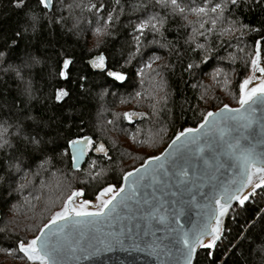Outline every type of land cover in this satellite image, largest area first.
<instances>
[{
    "label": "snow or ice",
    "instance_id": "snow-or-ice-1",
    "mask_svg": "<svg viewBox=\"0 0 264 264\" xmlns=\"http://www.w3.org/2000/svg\"><path fill=\"white\" fill-rule=\"evenodd\" d=\"M76 8L90 13L87 27ZM0 18V186L11 198L25 188L18 176L65 161L72 180L27 223L0 221V253L19 264H81L118 247L164 255L163 264H264V155L241 149L234 135L254 123L264 134V0H4ZM120 28L131 43H119ZM89 31L105 39L87 48ZM70 44L81 46L79 56ZM156 48L169 59L154 68ZM212 59L220 66L210 78L235 106L192 82ZM178 65L186 86L203 90L196 105L181 106L184 124L175 127L160 117L170 112ZM144 68L163 95L147 111L113 113L111 127L92 134L91 102L125 85L142 98ZM113 132L144 155H113L116 144L104 142ZM190 204L201 212L186 228L180 218Z\"/></svg>",
    "mask_w": 264,
    "mask_h": 264
},
{
    "label": "trees",
    "instance_id": "trees-1",
    "mask_svg": "<svg viewBox=\"0 0 264 264\" xmlns=\"http://www.w3.org/2000/svg\"><path fill=\"white\" fill-rule=\"evenodd\" d=\"M3 2L4 0H0V4H3ZM99 2L100 0H74L75 4L85 6L90 3ZM103 2L107 3L108 0H103ZM75 14L83 17L82 24L84 27H87V20L90 18V13L86 10L81 11L80 8H76ZM0 22H3L6 26L7 22H4L3 18H0ZM121 23H127V20L125 18H122ZM93 27H95V24H93ZM123 32V28H120L118 32L119 43H131V37L125 36ZM85 39L86 47L92 48L97 39H105V37L94 36L89 31ZM169 39H172V37L170 36ZM245 39L249 45L252 44L251 38L246 37ZM255 39H259V37H255ZM70 50H73L77 56L81 54V46L70 44ZM229 51H231V49H229ZM222 54L227 55L226 53ZM149 55H158L161 57L160 60H157L155 61V63H153L154 68L157 64H162L169 59V53L166 49L156 48L155 52L149 53ZM145 59H147V57H145ZM217 66H220L219 62L215 59H212L211 63L208 64L207 67L204 68V71L200 72L199 75L192 82L197 83L198 85L202 84L204 87L207 78L210 77L209 74L212 73L213 69ZM223 66L225 72L229 76L232 75V67L228 66L226 61ZM233 67H236L237 71H241L243 65L238 63V65ZM137 70L138 69L135 66L132 67L133 73ZM144 71L150 72L148 68H144ZM138 79L139 78L134 75L131 76L129 84L136 82ZM156 79L158 80L159 78L157 77ZM188 79V76L185 74L184 80H181V68L178 65L176 68L175 75H172L168 82L167 91L170 94L168 107L170 109V112L161 115L160 123L166 125L172 124V126L175 127H178L180 124H184V120L181 118V106H184L186 108L188 103H191L193 105H196L198 103L196 97L200 94V91H202L203 89L199 87L197 89H193L191 87V84H188L186 86L184 81ZM145 81L149 83L147 84V82H145L144 88L141 91L144 92L148 87L155 88V83L153 80L150 79L149 75L147 76ZM13 87H15V85H13ZM135 90L138 89L130 88L128 85H125L124 87H116L111 89V91L117 93V96L114 97L109 95L102 100L91 102L90 107H88L85 112V120H91L92 123L90 124V129L92 134L101 135L102 131L97 132V128L103 130L104 128L111 127L107 125L106 122L109 119H114L113 113H119L122 117L123 112H126V110L130 108H135L137 110L142 111L149 110V108L144 103L139 101L137 98H132L129 95L130 93H134ZM97 91H99V89H97ZM146 91H149V89H147ZM161 95H163V93H159V96ZM213 95L218 96L222 102H229L230 104H234L231 102L230 96H228V98H224V96H222V94H219V92H215ZM122 99L125 102L122 103ZM156 106L157 108H159L161 105L157 104ZM201 107H204V105L201 104ZM214 109L215 105L213 104L209 108V110ZM120 122L124 124V126H127L126 122L122 121V119ZM185 126H192V122L189 120L188 123L185 124ZM123 135L125 134L118 132H116L115 134L113 132L109 135L104 136V142L110 148L112 143H115L117 146L116 150L113 152V155H117L120 152H126V150L122 148V143L118 138L122 137ZM169 135H171V132L169 133ZM165 146L166 143L162 145V148ZM69 163V161H65L63 164H57L54 169L49 172L42 173L38 177H33L30 173L26 176H18L16 178V183L25 184V188L22 191L12 192L11 198L9 197L8 192L5 191L7 185L0 186V221H6L8 219V216L11 215L13 211L18 217L22 216L21 212L23 211H29L30 214L32 213L31 215H29V217H32L34 215V212L35 216H38L45 204L50 203L52 200H55L57 197H59L62 192L66 191L68 184L72 182L71 177L66 175V170H68ZM127 163L128 161H125V166L127 165ZM57 168L60 169L59 172L56 171ZM32 171H35V166H33ZM36 196H40V200H36L34 198ZM10 209H12V211H10ZM201 256H203V253H201ZM13 260L14 259L12 257L0 253V264H10Z\"/></svg>",
    "mask_w": 264,
    "mask_h": 264
},
{
    "label": "water",
    "instance_id": "water-1",
    "mask_svg": "<svg viewBox=\"0 0 264 264\" xmlns=\"http://www.w3.org/2000/svg\"><path fill=\"white\" fill-rule=\"evenodd\" d=\"M241 133H234V135L240 137L239 146L241 149H252L257 156L264 155V134L261 133L257 123L252 124L249 128L241 129ZM222 178L228 179V174L225 173ZM202 191L210 194L211 189L206 186ZM197 200L199 204L205 203L199 193H197ZM200 212V207L193 204L188 205L185 209V214L180 218L181 224L185 225L186 228H191L193 223L199 220ZM100 227L103 230H107L105 225ZM165 259L167 257L164 255L159 257L150 256L147 252L124 251L117 247L111 252H104L94 256L89 261H81V264H163Z\"/></svg>",
    "mask_w": 264,
    "mask_h": 264
},
{
    "label": "rangeland",
    "instance_id": "rangeland-1",
    "mask_svg": "<svg viewBox=\"0 0 264 264\" xmlns=\"http://www.w3.org/2000/svg\"><path fill=\"white\" fill-rule=\"evenodd\" d=\"M153 66H154V64H153ZM148 73L149 72L144 71V80L147 78ZM222 78H223V73L221 74V77H219V79L222 80ZM145 82H147V81H145ZM148 83L149 82H147V84ZM204 88L208 89V94L209 95H213L215 92H219V94H222V96H224V98H228V96L226 94H224L223 92H221L219 90V87L216 86L215 81H213L210 77L207 78V81L205 82ZM147 89H149V91H146ZM147 89L143 92V97L142 98H137V99L139 101H141L142 103H144L149 108V105L155 103V100L159 98V93L156 91L155 88L148 87ZM230 105L231 106H235V104H230ZM129 111L142 112V110H137L135 108H130V109L126 110V112H129ZM109 126H111V125H109ZM131 131H134V129H130L129 130V132H131ZM114 133L116 134V132H114ZM118 138H119L120 142L122 143V148L125 149L126 151H132L133 148H136V146L132 144V141L130 139H128V137L126 135H123L122 137H118ZM162 149L163 148H162V145H161L160 146V150H162ZM145 151H147L148 153H156V150L155 149H151V148H148ZM135 154L144 155V153L141 152L138 148H136V153ZM156 154H158V153H156ZM130 163H131V161H128L127 164H130ZM21 209H22V207H21ZM31 214L29 213V211H27V212L23 211V212H21V215L23 217L22 216L18 217V216H16L15 212L13 211L12 214L8 216L7 220H15V221H18V222L27 223L28 221L26 220V217H29V215H31ZM33 216H35V212H34ZM10 264H19V262L16 261V260H13V261H11Z\"/></svg>",
    "mask_w": 264,
    "mask_h": 264
}]
</instances>
